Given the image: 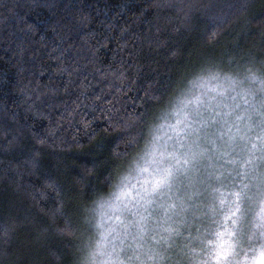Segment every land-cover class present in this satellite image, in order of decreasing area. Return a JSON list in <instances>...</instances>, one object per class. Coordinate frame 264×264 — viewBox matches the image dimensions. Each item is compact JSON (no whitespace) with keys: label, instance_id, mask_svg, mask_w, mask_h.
<instances>
[{"label":"trees","instance_id":"16d2710c","mask_svg":"<svg viewBox=\"0 0 264 264\" xmlns=\"http://www.w3.org/2000/svg\"><path fill=\"white\" fill-rule=\"evenodd\" d=\"M227 55H264V0H0V264H56L65 245L49 216L72 212L82 169L103 177L114 117L170 66ZM213 78L224 92L243 79L200 80ZM97 134L91 149L37 156L39 139Z\"/></svg>","mask_w":264,"mask_h":264},{"label":"clouds","instance_id":"9594fccd","mask_svg":"<svg viewBox=\"0 0 264 264\" xmlns=\"http://www.w3.org/2000/svg\"><path fill=\"white\" fill-rule=\"evenodd\" d=\"M217 69L242 77L259 102V111L249 106L253 120L259 118L257 144L241 149L259 158L245 160L243 172L239 164L223 171L209 165L206 145L213 143L211 129L217 126L211 113L199 135L175 134L195 82ZM169 72L163 83L149 81L114 117L111 133L119 146L103 177L97 179L94 166L82 169L72 212L65 214L62 202L49 216L65 245L56 264H264V55H227L218 64L203 57L170 66ZM98 138L39 139L37 156L91 149Z\"/></svg>","mask_w":264,"mask_h":264},{"label":"rangeland","instance_id":"374dc122","mask_svg":"<svg viewBox=\"0 0 264 264\" xmlns=\"http://www.w3.org/2000/svg\"><path fill=\"white\" fill-rule=\"evenodd\" d=\"M201 81L195 82V93L188 97L187 107L181 109L182 112H187V115L179 117L180 124L176 126L175 134L199 135L201 129L207 130L209 125L207 113H211V124L217 126L211 129L215 133L212 137L213 143L206 145L214 154L209 155V165L223 171L227 166L235 168L239 164L240 171L243 172L247 167L244 164L245 160L251 163L253 157L259 158L258 153L249 154L241 151L244 143H248V147L257 144L259 131L256 125L259 124V118L253 120V112L249 106L252 105L259 111L258 99L241 80L239 86L238 82L233 83L231 90L225 92L219 91V88L226 86L223 80L213 78L212 81L211 79ZM196 113H199L198 117Z\"/></svg>","mask_w":264,"mask_h":264}]
</instances>
